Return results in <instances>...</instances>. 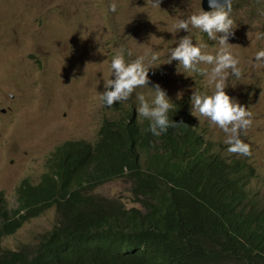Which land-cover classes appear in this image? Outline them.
I'll list each match as a JSON object with an SVG mask.
<instances>
[{"label": "rangeland", "instance_id": "rangeland-1", "mask_svg": "<svg viewBox=\"0 0 264 264\" xmlns=\"http://www.w3.org/2000/svg\"><path fill=\"white\" fill-rule=\"evenodd\" d=\"M152 2L0 0V196L8 207L17 205V189L24 178L40 181L47 171V158L59 144L97 140L105 120L123 118L138 108L137 94L150 103L157 84L172 104L184 96L188 101L192 92L211 94L214 85L207 75L185 71L176 60L169 63V50L185 36H191L204 54L219 51L218 41L209 39L206 32L191 24L188 31L176 28L178 19L203 10L201 0H160L159 8ZM113 3L115 12L109 10ZM245 4L233 3L229 14L233 35L227 47L239 61L241 77L229 70L225 92L251 112V125L240 132L251 155L229 153L227 134L194 112L223 156L253 164L252 195L264 203V61L254 59L256 52L264 50V35L257 38L264 34V0ZM119 49L124 50L126 62L145 57L148 82L128 100L108 107L100 94L105 91L104 82L115 78L110 62ZM198 67L210 72L213 66L201 63ZM136 115L143 118L137 111ZM96 191L128 207L140 206L133 201L128 178ZM56 222V207H51L5 236L2 245L13 250L34 246Z\"/></svg>", "mask_w": 264, "mask_h": 264}, {"label": "trees", "instance_id": "trees-1", "mask_svg": "<svg viewBox=\"0 0 264 264\" xmlns=\"http://www.w3.org/2000/svg\"><path fill=\"white\" fill-rule=\"evenodd\" d=\"M167 115L159 136L131 113L107 119L96 142L58 146L42 179L18 187L16 206L0 196V264H264V205L245 184L254 173L215 151L189 101ZM123 176L141 207L92 193ZM51 207L57 222L34 246L3 247Z\"/></svg>", "mask_w": 264, "mask_h": 264}, {"label": "clouds", "instance_id": "clouds-1", "mask_svg": "<svg viewBox=\"0 0 264 264\" xmlns=\"http://www.w3.org/2000/svg\"><path fill=\"white\" fill-rule=\"evenodd\" d=\"M246 1L247 0H201V6L204 11L200 8V11L198 13H193L192 15L188 16L187 19H178L176 28L177 30L183 29L184 31H188L189 24H191L192 27L206 32L209 39L218 41L219 45L221 46L219 51H217L215 55L204 54L201 51V46H197L192 42L191 36H185L180 39L177 47L169 50V63L171 62V60H176L180 65H182L185 71L207 75L209 83L213 84L214 88L210 95L201 92H192V96L188 100L190 103L192 115L197 120V116L194 110L197 111L201 116L208 118L212 123L217 125L220 129L223 130L224 133L227 134L225 143L228 145L227 151L229 153L248 156L251 155L250 146L240 139V132L241 130L247 129L251 125V112L247 111L245 106L239 104L234 98H231L225 92L226 80L229 76V70L231 74L236 78L241 77V70L238 67L239 61L231 54L227 47V45H229L227 43L228 37L233 35V21L230 18L229 14L231 12L233 3L238 4L241 2L245 4ZM159 4L160 0H155V2H152L153 7L159 8ZM116 7V4H110L109 10L115 12ZM217 33H221L222 35L217 38ZM261 35L264 34H259L257 38L259 39ZM129 55H131V53H129ZM156 59H158V57L154 54L152 56V60L155 61ZM254 59L258 63L264 61V50L256 52ZM144 60L145 57L140 56L131 62H126L123 49H119L115 52L110 62L111 76H114L115 78L108 79L104 82L105 91L100 94V98L106 104V106L111 107L114 102L128 100L136 88L145 87L147 85V73L149 67H145ZM201 63L212 65L213 67L211 68V71L206 72L204 69L199 68L198 65ZM152 90L154 92V98L151 100V102L149 103V101L145 99V96L143 94H137L136 99L138 101V108L135 109V107H133V110L129 111L128 114H133V116L135 117L134 119L139 123L149 121V131L153 135L159 136L170 126V121L167 114L170 113V111L179 101L185 100V96L177 99L172 104L165 95V92L161 90L158 84L155 85L154 89ZM136 111L139 115L143 116L142 119H139L137 117ZM119 119L120 118L113 120ZM171 123L172 125L175 124L173 121ZM199 128L205 134L206 138L212 141L215 151L223 159L229 161L230 163L234 161H240V163L246 164V168L244 169L245 177L250 175L251 173H255V167L249 161L242 158H231L228 156H223L216 148V146H218L216 141L208 137L206 131H204L203 127L200 124ZM71 140H85L87 142H96L98 138L95 141H89L86 139ZM67 141L70 140H66L61 144ZM61 144H59L58 146H60ZM56 148L53 151H55ZM253 175L249 179L245 180L246 188L249 187V185H247V181L250 182ZM122 178H128L132 182L131 178L128 176L118 177L97 186L92 190V193L117 202L114 197L101 194L96 190L104 184ZM250 190L252 192L251 186ZM132 197L135 203L140 204L138 201H135L133 191ZM260 203L264 205V203Z\"/></svg>", "mask_w": 264, "mask_h": 264}]
</instances>
